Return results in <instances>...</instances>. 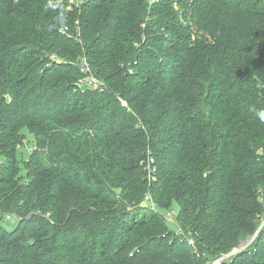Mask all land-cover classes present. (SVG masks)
I'll list each match as a JSON object with an SVG mask.
<instances>
[{
    "label": "trees",
    "instance_id": "1",
    "mask_svg": "<svg viewBox=\"0 0 264 264\" xmlns=\"http://www.w3.org/2000/svg\"><path fill=\"white\" fill-rule=\"evenodd\" d=\"M261 110L264 0H0V264H264Z\"/></svg>",
    "mask_w": 264,
    "mask_h": 264
},
{
    "label": "rangeland",
    "instance_id": "2",
    "mask_svg": "<svg viewBox=\"0 0 264 264\" xmlns=\"http://www.w3.org/2000/svg\"><path fill=\"white\" fill-rule=\"evenodd\" d=\"M177 9H179V8H177ZM98 81L100 83H102L100 80H98ZM102 85H104V84L102 83ZM24 135H25L24 136L25 141H24L23 145L19 149V160H20L21 164L29 161L31 156H32V154H34L36 152V145H35V141L33 139V136L27 130L24 131ZM173 218L174 217L171 218V221L173 220L171 222V225H174V223H175L174 222L175 218L174 219ZM15 225H16V221L12 220V221L9 222V224L5 225V227L8 230H12L15 227ZM172 228H174V227H172ZM256 239H257V237L255 238V240L253 242H251V241L250 242H247V241L243 242L241 244V246L237 249L236 252L241 251V250L250 249L253 246V244L255 243ZM228 257H226V258H228Z\"/></svg>",
    "mask_w": 264,
    "mask_h": 264
},
{
    "label": "built area",
    "instance_id": "3",
    "mask_svg": "<svg viewBox=\"0 0 264 264\" xmlns=\"http://www.w3.org/2000/svg\"><path fill=\"white\" fill-rule=\"evenodd\" d=\"M83 72L86 74H89V69H88V65L85 63V65H83ZM78 87L82 90H97L99 88H102V83H100L97 78L93 77V76H85L84 78H82L79 83H78ZM122 106L127 107V103H125L124 101H121ZM155 161L153 159H150L147 163L146 166V170H147V175L149 180H155V176L157 174V169L156 167H154ZM171 214H170V219H171ZM264 226V220L262 223L261 228ZM258 236V233H256L254 235L253 238H251L249 241L247 242H253L255 240V238ZM237 253V252H236ZM226 257H224L223 259H225ZM217 264V263H215Z\"/></svg>",
    "mask_w": 264,
    "mask_h": 264
},
{
    "label": "clouds",
    "instance_id": "4",
    "mask_svg": "<svg viewBox=\"0 0 264 264\" xmlns=\"http://www.w3.org/2000/svg\"><path fill=\"white\" fill-rule=\"evenodd\" d=\"M259 119L262 123H264V110L258 112Z\"/></svg>",
    "mask_w": 264,
    "mask_h": 264
},
{
    "label": "water",
    "instance_id": "5",
    "mask_svg": "<svg viewBox=\"0 0 264 264\" xmlns=\"http://www.w3.org/2000/svg\"><path fill=\"white\" fill-rule=\"evenodd\" d=\"M250 240V237L247 239V241H249ZM230 256V255H229ZM226 257H228V256H226Z\"/></svg>",
    "mask_w": 264,
    "mask_h": 264
}]
</instances>
